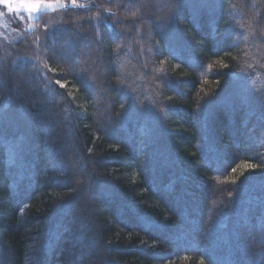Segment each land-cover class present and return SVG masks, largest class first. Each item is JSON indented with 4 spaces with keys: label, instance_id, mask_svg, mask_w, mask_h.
<instances>
[{
    "label": "trees",
    "instance_id": "16d2710c",
    "mask_svg": "<svg viewBox=\"0 0 264 264\" xmlns=\"http://www.w3.org/2000/svg\"><path fill=\"white\" fill-rule=\"evenodd\" d=\"M87 2L0 68V264H264V0Z\"/></svg>",
    "mask_w": 264,
    "mask_h": 264
},
{
    "label": "rangeland",
    "instance_id": "374dc122",
    "mask_svg": "<svg viewBox=\"0 0 264 264\" xmlns=\"http://www.w3.org/2000/svg\"><path fill=\"white\" fill-rule=\"evenodd\" d=\"M87 1L76 0L77 6H73L71 0H60V3L54 4L52 8H42L39 12L34 13L31 19L26 14H22L24 15L22 21L17 15L10 14L4 6L0 5V13H3L0 16V68L9 60L20 58L30 59L29 61L33 60L41 64L37 60L41 53L40 44L32 40L37 38L36 22H41L44 15L60 10L85 8Z\"/></svg>",
    "mask_w": 264,
    "mask_h": 264
},
{
    "label": "snow or ice",
    "instance_id": "6c2138e0",
    "mask_svg": "<svg viewBox=\"0 0 264 264\" xmlns=\"http://www.w3.org/2000/svg\"><path fill=\"white\" fill-rule=\"evenodd\" d=\"M60 0H0V5L4 6L10 14H15L22 21L26 14L29 19L34 13L39 12L42 8H52L54 4H59ZM73 6L76 0H71ZM66 7V5H64ZM3 13H0L2 16Z\"/></svg>",
    "mask_w": 264,
    "mask_h": 264
}]
</instances>
